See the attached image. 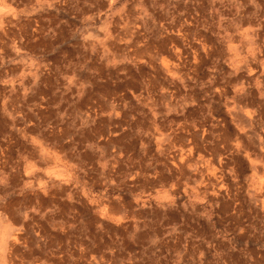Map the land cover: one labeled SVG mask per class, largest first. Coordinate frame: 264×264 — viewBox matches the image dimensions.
Returning <instances> with one entry per match:
<instances>
[{
    "label": "rangeland",
    "instance_id": "rangeland-1",
    "mask_svg": "<svg viewBox=\"0 0 264 264\" xmlns=\"http://www.w3.org/2000/svg\"><path fill=\"white\" fill-rule=\"evenodd\" d=\"M0 264H264V0H0Z\"/></svg>",
    "mask_w": 264,
    "mask_h": 264
}]
</instances>
